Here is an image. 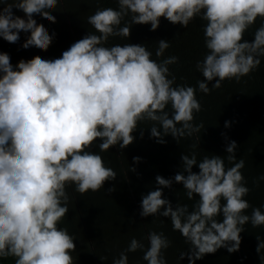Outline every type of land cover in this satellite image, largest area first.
<instances>
[{
  "label": "clouds",
  "instance_id": "obj_1",
  "mask_svg": "<svg viewBox=\"0 0 264 264\" xmlns=\"http://www.w3.org/2000/svg\"><path fill=\"white\" fill-rule=\"evenodd\" d=\"M58 0H11L0 9V37L12 44L21 33L30 34L26 50H47L53 40L35 17L55 22L50 15ZM118 7L97 8L87 17L94 31L74 42L59 58L24 62L19 71L11 57L0 52V258L15 257L14 264H73L74 238L58 227L68 213L66 186L81 194L101 189L117 173L107 167L100 152L131 144L140 122L151 121V136L158 143L171 135L178 142L204 127L193 123L201 110L196 88L176 84L169 65L179 58L169 55L152 59L145 45L114 44L109 37H129L134 24L151 30L164 17L187 28L199 17L207 49L196 69L204 79L198 89L207 94L225 79L239 81L261 64L264 57V0H117ZM27 15V22L13 8ZM125 17L130 19L122 24ZM254 40L243 39L257 20ZM156 57H163L169 40L157 41ZM211 88L209 87L210 82ZM170 106V110L169 109ZM225 126H230L226 121ZM143 133L141 132V136ZM100 138L99 153L90 151ZM227 139V137H225ZM195 147V145H193ZM235 140L226 145V159L237 161ZM139 162L141 157H133ZM244 160L226 167L225 157L182 154V171L171 178L155 177L156 185H183L194 204L163 198L156 187L142 195L140 215L168 217L188 245L180 251L178 264L188 257L195 264L221 247L239 250L244 225H264V205L252 208L244 197L250 189L242 175ZM198 165L199 172L193 171ZM135 171V168H132ZM186 173V174H185ZM264 180V175L257 179ZM222 216V221L218 217ZM142 240L133 237L112 264H128L129 252L143 250L147 264H168L164 255L171 241L163 232L150 230ZM256 251L264 264V239L257 236Z\"/></svg>",
  "mask_w": 264,
  "mask_h": 264
},
{
  "label": "trees",
  "instance_id": "obj_2",
  "mask_svg": "<svg viewBox=\"0 0 264 264\" xmlns=\"http://www.w3.org/2000/svg\"><path fill=\"white\" fill-rule=\"evenodd\" d=\"M4 3H11V0H0V9L4 7ZM106 7L117 8V0H58L56 9L49 13L56 17L55 22L35 17L38 27L43 26L50 35L54 34L47 50H26L24 45L29 42L30 34L21 33L19 44H12L0 37V52L11 57L13 66L18 71L24 62L31 63L37 58H59L71 44L94 31L88 24L87 17L97 8ZM12 11L27 22L25 13L15 7ZM129 19L125 17L122 24ZM205 23L196 17L185 28L161 17L156 30H151L150 23L134 24L129 37H109L107 46L126 43L145 45L152 52L154 60L169 55L177 56L178 62L169 65L170 72L175 75L176 84L196 88L201 110L194 113L193 123H203L204 127L191 137H182L179 142L169 134L164 137V143H158L157 138L151 136L150 126L153 122L143 121L132 133L134 141L126 148L112 146L103 152H100V138H97L90 151L100 152L105 165L112 168L117 176L114 180H106L101 189L89 190L83 194L75 191L74 184L66 186L69 211L58 227L66 228L75 239L73 264H112L113 258H118L133 237L142 240L147 247L146 236L150 230L163 232L168 237L171 244L164 250L165 258L168 264H178L180 251L188 250L184 238L173 230L168 217L141 216L140 201L142 195L156 187H162L163 198L170 200L174 208L177 203H186L190 206L189 210H192L191 206L199 199L198 194L189 200L182 184L174 182L168 188L155 183L157 175L167 179L182 171L183 153L191 155L195 152L197 161L205 155L224 156L226 167L243 159L245 164L241 172L250 189L244 197L250 205L245 212L250 215L252 208L264 205V180H260L259 184L256 182L259 176L264 175V57H261V64L256 69L239 81L225 79L220 88L212 89L207 94L201 92L197 81L204 77L196 69V62L202 60L207 52L203 37ZM260 23L261 19L258 17L243 39L253 41V33ZM161 39L169 40L170 47L165 50L163 57L158 58L155 50L158 47L157 41ZM211 83L214 81L210 82V88ZM226 121L230 122V126H225ZM231 140H235L238 146L235 151L237 161L229 162L226 159V145ZM137 156L141 157L139 162L133 160ZM193 171L199 172L198 165L193 166ZM261 210L264 211V208ZM222 219V216L218 217V220ZM244 229L240 233L242 239L239 250L228 252L221 247L215 253L205 254L203 258L197 259L195 264H260V256L256 251L259 243L257 236L264 239V225L253 227L249 222L244 225ZM107 246L111 250L114 248V252L105 251ZM106 252L110 255L106 256ZM127 255L128 264H147L142 259L141 249ZM14 260L15 257L11 256L0 258V264H14ZM180 264H188V257L185 256Z\"/></svg>",
  "mask_w": 264,
  "mask_h": 264
},
{
  "label": "crops",
  "instance_id": "obj_3",
  "mask_svg": "<svg viewBox=\"0 0 264 264\" xmlns=\"http://www.w3.org/2000/svg\"><path fill=\"white\" fill-rule=\"evenodd\" d=\"M111 244H113V242H112ZM104 246H106V245H104ZM104 250H105V251L114 252V248H112V250H111V248H109L108 246L105 247ZM101 253H102V255H103V248H102V250H101ZM105 255L108 256V255H110V254H108V253L106 252ZM129 261H130V260H129Z\"/></svg>",
  "mask_w": 264,
  "mask_h": 264
}]
</instances>
